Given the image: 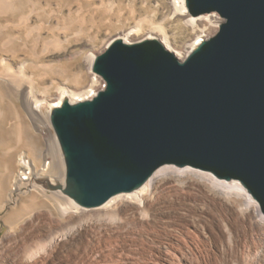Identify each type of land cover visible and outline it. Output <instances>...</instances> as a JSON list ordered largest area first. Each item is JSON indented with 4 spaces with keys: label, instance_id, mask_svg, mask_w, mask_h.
<instances>
[{
    "label": "water",
    "instance_id": "1",
    "mask_svg": "<svg viewBox=\"0 0 264 264\" xmlns=\"http://www.w3.org/2000/svg\"><path fill=\"white\" fill-rule=\"evenodd\" d=\"M184 4L223 21L183 60L154 38H114L91 64L103 88L50 110L64 177L48 189L91 208L190 167L237 181L264 216V0Z\"/></svg>",
    "mask_w": 264,
    "mask_h": 264
},
{
    "label": "bare ground",
    "instance_id": "2",
    "mask_svg": "<svg viewBox=\"0 0 264 264\" xmlns=\"http://www.w3.org/2000/svg\"><path fill=\"white\" fill-rule=\"evenodd\" d=\"M163 1L167 5L166 19L182 21L191 33L189 42L179 48L175 46V51L170 50L172 46L165 28L156 25L143 31L141 23L148 18L139 19L133 28L121 31L114 38L125 43L154 38L183 60L222 23L214 13L191 16L184 0ZM18 10L15 0H0V20ZM29 21L30 14L20 16L14 24L0 21V32L9 27L18 30ZM19 39L25 43L31 40L35 55L42 37H7L1 44L0 126L7 132L16 130V144L21 142L24 116L16 106L19 103L25 117L45 142L48 150L44 159L50 157L39 174L13 182L7 195L12 203L25 194L28 187L41 188L47 182L55 184L49 182L51 174L57 176L56 183L63 185L64 166L56 149L50 110L63 101L74 103L91 99L103 88V81L91 72L97 52H90L85 57L87 83L83 88L55 86L50 81L39 89L49 72L39 79L34 77L31 65L19 58L21 49L10 50ZM113 39L105 41L101 51ZM55 44L63 45V41L52 37L43 40L42 47L47 51L48 46ZM74 74L75 81L83 78V74ZM7 102L14 109L13 122L4 119L2 104ZM44 104L48 106L45 112ZM8 168L6 165V173ZM4 176L0 172V195L5 192ZM50 191L51 194L43 196L51 204L28 210L27 216L16 225L17 229L10 225L11 230L2 235L0 264H264V216L258 203L237 181L218 180L190 167L163 166L138 190L115 195L91 208L76 205L58 190Z\"/></svg>",
    "mask_w": 264,
    "mask_h": 264
},
{
    "label": "rangeland",
    "instance_id": "3",
    "mask_svg": "<svg viewBox=\"0 0 264 264\" xmlns=\"http://www.w3.org/2000/svg\"><path fill=\"white\" fill-rule=\"evenodd\" d=\"M15 6L19 10L2 18L1 23L14 24L20 16L30 14L29 24L18 30L9 27L1 31L0 47L7 37H42L35 49V55H33L31 40L25 43L19 39L14 42L13 47H10L11 51L21 49L22 55L19 58L31 65L30 71L36 79L49 72L45 82L39 84V89L50 81L55 86L61 85L70 89L83 88L87 83L86 77L84 78L86 55L90 52L100 54L101 46L105 41L113 39L121 31L133 28L142 18L149 19L143 22L144 24L141 23L143 31L156 25L165 28L172 46H169L170 50L175 51V46L179 48L192 39L189 29L182 21L166 19L167 5L163 0H15ZM219 18L223 21L221 17ZM30 28H33L32 31L27 33ZM52 37H59L63 45L48 46L47 51H44L43 40ZM74 73L80 76L83 74V78L75 81ZM2 106L5 113L4 119H10L13 122L15 114L11 103H3ZM16 106L24 116L21 142L16 144L18 134L16 130L7 132L0 126V172L5 174L3 179L5 192L0 195V238L11 230L10 225L17 229L23 218L27 216L28 210H36L39 206L42 208L51 204V201L43 196L51 194L50 189L48 190L45 185L41 188L40 186L28 187L25 194L16 197L13 203L8 200L7 195L13 188V182L18 178L29 177L30 179L34 177L33 174H39L50 157L44 159L45 152L48 150L44 140L25 117L21 105L16 103ZM42 109L45 112L48 106L44 104ZM56 145L62 160L57 141ZM6 165L9 167L7 173ZM22 167L25 168L24 171ZM53 171L51 164V172ZM56 179H58L57 176L51 174L49 182L56 183Z\"/></svg>",
    "mask_w": 264,
    "mask_h": 264
}]
</instances>
